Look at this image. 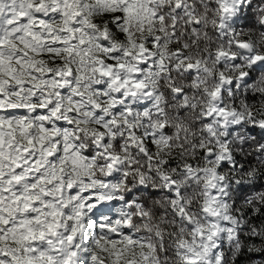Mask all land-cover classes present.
<instances>
[{
    "label": "snow or ice",
    "instance_id": "snow-or-ice-1",
    "mask_svg": "<svg viewBox=\"0 0 264 264\" xmlns=\"http://www.w3.org/2000/svg\"><path fill=\"white\" fill-rule=\"evenodd\" d=\"M0 264H264V0H0Z\"/></svg>",
    "mask_w": 264,
    "mask_h": 264
}]
</instances>
